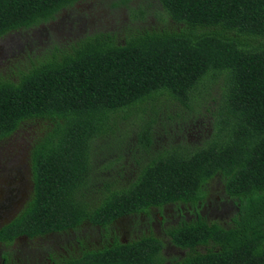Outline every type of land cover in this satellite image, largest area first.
I'll list each match as a JSON object with an SVG mask.
<instances>
[{
    "label": "trees",
    "instance_id": "trees-1",
    "mask_svg": "<svg viewBox=\"0 0 264 264\" xmlns=\"http://www.w3.org/2000/svg\"><path fill=\"white\" fill-rule=\"evenodd\" d=\"M82 1L0 0V39ZM157 1L168 27L120 40L95 34L32 63L15 81L0 78V140L27 122L47 123L30 152L32 200L0 229V241L75 230L84 221L104 228L166 204L194 207L217 176L236 211L226 226L203 216L170 227L179 257L166 261L162 241L150 235L115 239L70 264H264V0ZM206 81L220 91L211 143L155 151L152 121L143 120L137 175L127 186L107 187L99 204L87 203L92 148L112 133L106 123L169 100L182 106L175 115L181 123L204 100Z\"/></svg>",
    "mask_w": 264,
    "mask_h": 264
},
{
    "label": "rangeland",
    "instance_id": "rangeland-1",
    "mask_svg": "<svg viewBox=\"0 0 264 264\" xmlns=\"http://www.w3.org/2000/svg\"><path fill=\"white\" fill-rule=\"evenodd\" d=\"M162 12L157 0H84L79 2L71 9L60 12L53 21L27 30L11 32L2 37L0 39V78L15 81L20 72H25L32 67V63L49 58L55 54L56 50L70 51L77 42L95 34H110L120 40L131 31H151L168 27L171 22L162 20L159 16ZM172 27L175 28V24H172ZM207 81L199 91L205 90L200 93L204 96V100H199L200 104L194 107L195 113L190 114L185 119L186 121L183 120L181 123L175 115L180 111L179 109H182V106L170 100L163 102L155 111H145V115L144 110L134 109L125 114L120 112L113 116L105 126L112 133L109 132L103 139L97 140L92 148L93 170L84 200L91 205H97L103 198L107 187L113 189L118 186H127L137 175L140 164L136 162L135 159H138V156L135 154H138L136 147L139 140V128L143 120L152 121L150 124L151 132L156 140L155 151L177 145L195 151L211 143L216 131L212 114L218 110L216 100L220 91L216 85L213 84V86ZM194 95L195 99L191 101L193 103L197 102L195 100L199 97L198 92ZM125 116L126 118H123ZM191 120L193 124L190 123ZM46 125L47 123L42 121L27 122L21 127L18 135L5 142L9 145H0L2 147L0 166L9 156L12 159L11 151L16 153L20 151L22 144H33L42 137L45 134ZM206 191L208 205L203 213L209 220L226 226L236 208L225 194L220 178L217 176L213 178L207 184ZM184 210L186 211L187 208ZM166 211L167 221L170 223L173 220L170 217V209L167 208ZM141 214L142 216L137 215V218H133L135 227L130 224L132 219L126 217L119 219L118 223L110 228V236L115 235L114 232H116L118 240L126 235V231H133L130 228L135 230L137 227H142L141 225L146 223L142 221V218H146V212ZM151 214L156 213L151 212ZM149 221L154 223L152 225L156 231L155 234L150 235L162 241V254L166 261L182 255L183 252L170 243L169 237L162 234L163 226L160 227L157 224V218L152 216ZM172 225L174 224H170L169 227ZM101 234L100 229L84 223L77 232L68 233L66 237L31 242L19 240L4 249L10 251L13 264H45L46 251L55 254L63 253L59 246L61 241L64 247L66 241H69V245H73L76 240L85 241L91 247L96 242L97 247ZM132 238L131 234L127 237V242Z\"/></svg>",
    "mask_w": 264,
    "mask_h": 264
},
{
    "label": "flooded vegetation",
    "instance_id": "flooded-vegetation-1",
    "mask_svg": "<svg viewBox=\"0 0 264 264\" xmlns=\"http://www.w3.org/2000/svg\"><path fill=\"white\" fill-rule=\"evenodd\" d=\"M22 127V125H21ZM21 128L19 127L15 132H13L10 136L3 138L0 140V145L7 144L5 142H8L12 139H10L13 136L18 135L20 133ZM33 144L24 143L20 146V151H17L16 153L14 151H11V156L6 159L5 163L0 166V229L4 227L5 225L11 223L17 216L21 214V212L25 209L26 206L30 203L33 197V183H32V172H31V163H30V152L32 149ZM2 147H0L1 149ZM5 148V147H4ZM21 152V153H20ZM1 156V155H0ZM11 160V163H10ZM187 205V206H186ZM166 204L159 208H149L146 212V218H142V221H145L146 223L144 225H141L142 227L130 228L133 229V231H126L125 236L121 239H116L117 233L114 232L115 235L110 236L109 230L112 227V225H116L118 223L119 219L122 218H130V224L132 227H135L136 225H133V218H137V215L142 216V212L137 214H130V215H124L117 219H115L111 224H109L107 227H100L97 225H92L89 222L84 221L82 224L87 223L89 226L95 227L96 229H100L102 231V234L100 236L99 245L96 247V242H94V246H90L85 241H79L76 240L73 245H69V241H66V246L64 247L63 241H61V244L59 245L62 250V254H55L53 252L46 251L45 253V264H70L71 260L74 258L81 256L82 253L94 250V249H102L104 247H109L113 244L114 240L116 239L120 243L126 244L135 240L140 239L143 236H150V234H155V228L152 224L153 222H150L149 220L156 217L157 218V224H159L160 227L163 226L162 234L164 236H167V230L175 225H179L185 221L190 220H196L199 217H206L207 216L203 213L206 209L208 203L206 198L202 201L197 202L196 206H192L190 204ZM169 208L170 211V217L173 218L171 220L172 222L169 223L167 221V211L166 209ZM187 208L185 211L184 209ZM185 211V212H184ZM151 212H155V215H152ZM174 214L176 217L174 218ZM174 224L169 227L170 224ZM78 226L75 230L68 229L66 231L61 232H51L45 235L41 236H25V235H19L16 236L14 239H12L9 243H6L4 241H0V264H13V258L11 257L10 251L5 250L6 248L10 247L13 243L18 242L19 240L24 241H34V240H46V239H52V238H60V237H66L68 233H75L77 232L80 227ZM143 228V230H141ZM117 231V230H116ZM112 233V231H111ZM132 234L133 238L131 241L127 242V237H130ZM159 234V233H156ZM96 243V244H95ZM5 248V249H4ZM4 249V251H3Z\"/></svg>",
    "mask_w": 264,
    "mask_h": 264
}]
</instances>
